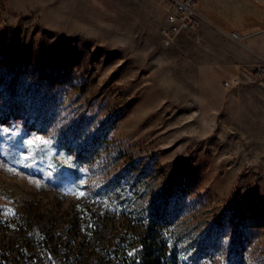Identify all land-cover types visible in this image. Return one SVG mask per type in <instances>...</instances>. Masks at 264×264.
<instances>
[{
  "label": "rangeland",
  "instance_id": "obj_1",
  "mask_svg": "<svg viewBox=\"0 0 264 264\" xmlns=\"http://www.w3.org/2000/svg\"><path fill=\"white\" fill-rule=\"evenodd\" d=\"M198 11L0 0V264H264V0Z\"/></svg>",
  "mask_w": 264,
  "mask_h": 264
},
{
  "label": "built area",
  "instance_id": "obj_2",
  "mask_svg": "<svg viewBox=\"0 0 264 264\" xmlns=\"http://www.w3.org/2000/svg\"><path fill=\"white\" fill-rule=\"evenodd\" d=\"M166 13V21L161 26V38L165 43L173 41L182 32L195 29L201 14L199 0H159ZM226 81V85H229Z\"/></svg>",
  "mask_w": 264,
  "mask_h": 264
},
{
  "label": "trees",
  "instance_id": "obj_3",
  "mask_svg": "<svg viewBox=\"0 0 264 264\" xmlns=\"http://www.w3.org/2000/svg\"><path fill=\"white\" fill-rule=\"evenodd\" d=\"M256 74V73H255ZM148 237L142 238L141 241L138 242V244H135V242H129L127 244H124L119 246L115 249L116 252H118L120 255L125 256V258L122 260V263L119 264H131V263H137L136 264H152V258L154 256V251H152L151 247L148 246L147 242ZM50 237L49 239L44 243L46 254L49 256H52L53 252V246L51 245ZM143 249L142 252L139 250ZM134 256L135 259L130 262V258ZM137 259V260H136Z\"/></svg>",
  "mask_w": 264,
  "mask_h": 264
}]
</instances>
